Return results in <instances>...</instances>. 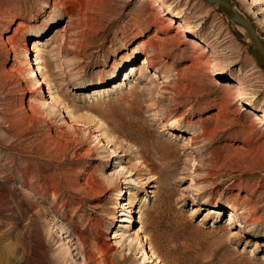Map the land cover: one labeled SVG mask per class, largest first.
I'll list each match as a JSON object with an SVG mask.
<instances>
[{"label":"rangeland","instance_id":"1","mask_svg":"<svg viewBox=\"0 0 264 264\" xmlns=\"http://www.w3.org/2000/svg\"><path fill=\"white\" fill-rule=\"evenodd\" d=\"M253 44L207 0H0V264H264Z\"/></svg>","mask_w":264,"mask_h":264},{"label":"water","instance_id":"2","mask_svg":"<svg viewBox=\"0 0 264 264\" xmlns=\"http://www.w3.org/2000/svg\"><path fill=\"white\" fill-rule=\"evenodd\" d=\"M211 3H218L230 17L240 21L248 30L254 44L252 54L258 62L264 66V40L258 35L256 24L249 20L234 4L232 0H207Z\"/></svg>","mask_w":264,"mask_h":264},{"label":"bare ground","instance_id":"3","mask_svg":"<svg viewBox=\"0 0 264 264\" xmlns=\"http://www.w3.org/2000/svg\"><path fill=\"white\" fill-rule=\"evenodd\" d=\"M263 0H255V3H260V2H262ZM254 13H257V15L258 14H260L261 16L259 17H257V22L264 28V10H262V11H256V12H254ZM34 50H38L37 49V46H34ZM155 54V53H154ZM158 54V53H157ZM160 54V53H159ZM152 56V55H151ZM41 82H43L44 83V81H41ZM260 120V119H259ZM203 185V184H202ZM199 187V186H198ZM3 261H4V259H3ZM2 261V262H3Z\"/></svg>","mask_w":264,"mask_h":264}]
</instances>
